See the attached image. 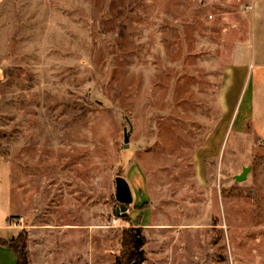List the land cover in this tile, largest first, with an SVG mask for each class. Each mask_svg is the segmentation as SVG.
<instances>
[{
	"label": "rangeland",
	"instance_id": "1",
	"mask_svg": "<svg viewBox=\"0 0 264 264\" xmlns=\"http://www.w3.org/2000/svg\"><path fill=\"white\" fill-rule=\"evenodd\" d=\"M250 9L0 0V157L19 225L6 240H26L28 264H264V141L247 121L231 131L241 91L232 112L220 101L225 70L249 58ZM137 238L145 260L127 263Z\"/></svg>",
	"mask_w": 264,
	"mask_h": 264
},
{
	"label": "crops",
	"instance_id": "2",
	"mask_svg": "<svg viewBox=\"0 0 264 264\" xmlns=\"http://www.w3.org/2000/svg\"><path fill=\"white\" fill-rule=\"evenodd\" d=\"M250 39L247 63L225 70L224 88L220 93L221 107L234 109L241 91L242 102L235 116L240 118L236 134L247 121L252 130L264 141V0H250ZM236 129V130H234ZM11 166L0 157V237L11 239L19 231L11 198ZM16 257L9 248L0 247V264H15Z\"/></svg>",
	"mask_w": 264,
	"mask_h": 264
},
{
	"label": "trees",
	"instance_id": "3",
	"mask_svg": "<svg viewBox=\"0 0 264 264\" xmlns=\"http://www.w3.org/2000/svg\"><path fill=\"white\" fill-rule=\"evenodd\" d=\"M20 234V233H19ZM142 241L140 239H136V243L134 245V252H130L127 255L126 261L130 263L133 259L137 260L138 262H143L145 260L143 250H141ZM0 247L9 248V250L15 255L16 263L15 264H28L27 259V249H26V240H24L21 236H19L15 240H6L0 238Z\"/></svg>",
	"mask_w": 264,
	"mask_h": 264
},
{
	"label": "water",
	"instance_id": "4",
	"mask_svg": "<svg viewBox=\"0 0 264 264\" xmlns=\"http://www.w3.org/2000/svg\"><path fill=\"white\" fill-rule=\"evenodd\" d=\"M128 136L129 133L125 130L124 131V146L123 148L128 147ZM249 167H243L242 172L239 175L235 176V180L237 181H242L246 178V175L249 171ZM115 187H116V194H115V199L120 203L118 209L116 210L117 213L121 211L122 215L125 214L126 211V206L129 205L132 202V195L130 191V187L127 183V181L121 177L117 176L115 178ZM131 264H137L135 261L132 262Z\"/></svg>",
	"mask_w": 264,
	"mask_h": 264
}]
</instances>
